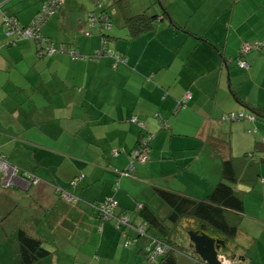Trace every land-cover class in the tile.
<instances>
[{"label":"crops","instance_id":"0c3cea01","mask_svg":"<svg viewBox=\"0 0 264 264\" xmlns=\"http://www.w3.org/2000/svg\"><path fill=\"white\" fill-rule=\"evenodd\" d=\"M93 1L110 8L117 2V10L98 13L109 24L93 26V8L77 21L81 0H64L40 31L83 60L48 55L36 40L8 36L0 26V159L19 176L38 178L5 188L0 174L1 264H23L19 230L49 252L36 264H111L102 254L118 264H147L149 237L142 241L134 229L104 221L99 206L114 199L119 217L138 228L144 205L164 219L170 209L158 192L205 200L223 180L224 159L264 145V118L254 113L264 112V49L245 55L248 71L237 66L244 46L264 43V0H143L131 9L125 1ZM43 4L27 18L11 17L27 27ZM144 14L151 28L135 35L137 26L127 21ZM114 17L120 26L112 25ZM188 93L193 98L181 108ZM243 113L256 120L221 119ZM143 138H151L149 159L132 160ZM243 169L238 161L244 177L235 188L244 209L230 215L238 227L230 261L264 264V163ZM127 171L130 177L120 175ZM133 240L139 241L125 246Z\"/></svg>","mask_w":264,"mask_h":264},{"label":"trees","instance_id":"16d2710c","mask_svg":"<svg viewBox=\"0 0 264 264\" xmlns=\"http://www.w3.org/2000/svg\"><path fill=\"white\" fill-rule=\"evenodd\" d=\"M45 1L46 0H44V2ZM150 22V18L144 14L128 20L127 24L128 26H137L136 29L133 30V34L141 35L150 30ZM248 45L250 46V50L245 52L242 48L240 54L241 58L237 60L238 68L245 71L250 69V64L246 60H243L245 55L252 49L258 51L264 49V43L255 42L252 45ZM240 62H244L247 68L240 67ZM256 111L254 113L264 118L263 111ZM231 115L233 114L221 117V119L229 122L256 120L253 114L247 115L243 113V118L235 120L229 118ZM253 133H256V130L253 131ZM146 139L143 138L140 140L136 149H138L143 140ZM148 145L147 152L150 149V143ZM238 161L244 164L243 172L247 169H250V171L255 170L261 163H264V145L257 143L256 149L242 158L231 157L224 159L223 180L217 185L211 196L207 199L199 201L176 193L160 191L158 192L159 197L170 209L169 216L162 219L147 205H144L139 210V217L143 220L144 225L142 226L146 227L147 237H149L150 240L149 243H161L169 249L153 263L148 259L147 252L143 251L150 264H178L180 258L190 260L194 264H207L196 254L195 248L188 236L189 232H196L199 235L205 234L215 239L219 247L218 255L227 256L229 259L233 258L235 254L233 249L236 247L234 240L238 233V227L235 221L231 219L230 215H241L244 209L243 201L235 188L244 177V175H242L243 173H237L235 170ZM27 174L28 173H24L20 175L24 177ZM115 216L119 218L116 212ZM122 230L127 229L123 227ZM15 241L20 246V260L23 264H36L49 255V252L44 249L41 240L30 236L23 230L18 231Z\"/></svg>","mask_w":264,"mask_h":264},{"label":"built area","instance_id":"2783aa9c","mask_svg":"<svg viewBox=\"0 0 264 264\" xmlns=\"http://www.w3.org/2000/svg\"><path fill=\"white\" fill-rule=\"evenodd\" d=\"M8 2V0H0V12L3 11L4 5ZM64 4V0H46L38 14V16L35 18L34 22H32L29 26L23 27L19 24V22L13 18L8 17L5 14L4 17V23L6 25L7 34L8 36L16 37L19 40H29L33 39L38 42V44L41 47H44L45 52L48 55H57V54H68L73 61L77 60H83L84 57H82L78 52L74 50H67L65 52L62 47L58 48L54 44V42L44 38L40 31L43 27V25L57 12ZM100 7V3L98 5ZM98 10V8H97ZM97 10L94 13L89 14V20L93 26H96L100 23H108L109 19L106 15H98ZM250 46L246 45L243 48V51H249ZM101 55V52L97 53V55L91 59H96ZM122 57H117V62H123ZM240 67L247 68V65L244 64V62L239 63ZM193 96L191 93H188L182 103L180 104L181 108L186 107L189 102L192 100ZM243 114H233L229 118L230 119H239L243 118ZM131 122L135 123L136 119H132ZM151 141V138H148L146 140H143L141 146L135 150L132 156V160L140 161V162H147L148 161V152L147 147L149 146V142ZM144 149V150H143ZM132 170V168H131ZM0 174L2 176V185L5 188H12L16 185V182L18 179H21L24 182H27L28 184H32L34 182H37L38 179L34 178L33 175H25L19 176L18 169L11 165L5 158L0 159ZM121 176L130 177L131 171H127L120 174ZM65 199L68 202L76 201L74 197L68 194H64ZM117 208V203L113 199H108L102 206L98 208L100 216L103 218L104 221H112L116 220L117 226L120 228L126 227L130 229H134V231L140 235L141 237H147L146 227H135L133 226L127 217H116L115 216V210ZM135 242H127L125 244L126 247H131ZM167 250H169L166 246H164L161 243L152 242V244L148 247H146L145 251L147 252L148 259L151 263L155 262L160 256H163ZM221 264H231L232 262L226 257V256H220L219 257Z\"/></svg>","mask_w":264,"mask_h":264},{"label":"rangeland","instance_id":"374dc122","mask_svg":"<svg viewBox=\"0 0 264 264\" xmlns=\"http://www.w3.org/2000/svg\"><path fill=\"white\" fill-rule=\"evenodd\" d=\"M142 1L143 0H120V2H124V3L127 2L128 6L130 5V9L133 8L136 3L142 2ZM144 1H148V0H144ZM155 1L157 2V0H155ZM120 2H118V3H120ZM39 5H40V0H12L11 2H9L5 6V10L7 11V15L5 14L6 12H4V10L2 12H0V26H6L5 23H4L5 15L8 16V17H11V15H19L21 18H27L28 15H32V12ZM98 5L99 4L96 3L93 0H81L80 4L77 5L74 8V12H73L74 16L78 19L77 21H79V19L81 17L85 16L84 14H85V12L88 11V9H92L93 8L92 10H90L91 13H92V12H95L97 10V8H98L97 13H99V14L102 13V12L110 13V11H112L113 8L117 10V2L114 4V6L112 8L107 7L106 2H104V1H102V3L100 4V7ZM122 8H123V6L121 7V10H122ZM15 19H17V17H15ZM112 25L113 26H120L119 20H117L114 17L113 20H112ZM5 30H6V28H5ZM62 46H61L62 49H64L65 52H66L68 50L67 47L65 45H62ZM155 209H157V211H159V208H155ZM133 235L135 237H137V233L136 232H134ZM139 239H141L142 241L145 240L142 237H140ZM84 241L87 242V244H86V248L87 249L90 248V249L95 250V247L92 246V244L89 243L88 239H84ZM133 241L136 242V241H139V240H133ZM137 246L140 247L139 243L137 244ZM3 247L5 248V245H3ZM12 247H13V242H9L8 246L6 247V249L11 250ZM81 247H83V246H81ZM0 250L3 251V254L0 255V257H2V256L5 255V253H4L5 250L2 247L0 248ZM127 250H129V249H127ZM100 256H101L100 260H102V258H103L104 262L105 261L106 262H110L111 264H118L119 262H121V260L119 258H112V257L107 258V257H105L104 254H102ZM94 257L99 260V258L97 256H94ZM142 258L145 259L143 255H142ZM146 259H147V257H146ZM185 260H187V259L180 258L179 259L180 264H185ZM124 261H127V256L124 259ZM188 262H190V261H188ZM0 264H1V260H0ZM147 264H149V263L147 262Z\"/></svg>","mask_w":264,"mask_h":264},{"label":"water","instance_id":"95a60500","mask_svg":"<svg viewBox=\"0 0 264 264\" xmlns=\"http://www.w3.org/2000/svg\"><path fill=\"white\" fill-rule=\"evenodd\" d=\"M190 241L195 248L196 254L207 264H220L218 260V242L205 235L189 232Z\"/></svg>","mask_w":264,"mask_h":264},{"label":"bare ground","instance_id":"6f19581e","mask_svg":"<svg viewBox=\"0 0 264 264\" xmlns=\"http://www.w3.org/2000/svg\"><path fill=\"white\" fill-rule=\"evenodd\" d=\"M219 257H220V255H218V260H219V262H220V259H219ZM227 257V256H226ZM228 258V257H227ZM229 259V258H228ZM230 260V259H229ZM220 264H221V262H220Z\"/></svg>","mask_w":264,"mask_h":264}]
</instances>
